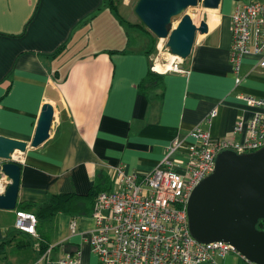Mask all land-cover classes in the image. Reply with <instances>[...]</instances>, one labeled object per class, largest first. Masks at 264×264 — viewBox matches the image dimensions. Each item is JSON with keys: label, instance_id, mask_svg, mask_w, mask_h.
I'll return each instance as SVG.
<instances>
[{"label": "crops", "instance_id": "0c3cea01", "mask_svg": "<svg viewBox=\"0 0 264 264\" xmlns=\"http://www.w3.org/2000/svg\"><path fill=\"white\" fill-rule=\"evenodd\" d=\"M108 1L0 0V135L28 143L42 105L54 107L49 138L15 152L21 166L17 203L86 193L101 173L109 175L111 190L115 168L147 173L174 139L180 145L173 156L184 157L197 126L213 137L242 141L257 109L239 95L264 98L259 57L242 58L239 83L229 61L231 14L253 0H221L214 10L199 4L204 13L197 18L189 8L195 23L209 17L215 24L196 34L187 72L162 74L163 89L147 96L138 85L149 71L152 35L138 26L137 0H118L112 9ZM239 122L242 130L234 133ZM16 211L0 209V264L31 263L41 241L54 246L53 257L78 251L81 264H99L82 240L94 227L92 212L60 213L31 235L14 227ZM203 264L254 263L229 253Z\"/></svg>", "mask_w": 264, "mask_h": 264}, {"label": "built area", "instance_id": "2783aa9c", "mask_svg": "<svg viewBox=\"0 0 264 264\" xmlns=\"http://www.w3.org/2000/svg\"><path fill=\"white\" fill-rule=\"evenodd\" d=\"M159 39L149 53V70L161 75L186 73L185 59L173 54L165 41ZM248 55L258 56V65L264 69V0L237 4L231 14L229 61L235 83L240 82L242 58ZM239 98L257 109L242 141L213 137L209 130L197 126L190 133L196 142L189 146L184 157L173 156L180 145L179 140L174 139L162 161L151 171L114 169L115 188L98 194L92 211L94 227L82 233L83 242L90 246L99 264H203L229 253L240 255L229 242L205 243L194 238L187 217L191 192L213 171L219 152L233 150L244 154L264 147V98L248 94H240ZM214 113L211 111L206 120ZM241 130L239 122L233 132ZM12 159L18 162L15 152ZM7 183L0 163V194ZM36 224L34 213L16 211L15 228L36 235ZM70 230L76 231L74 221ZM53 247L48 246L28 264H81L78 251L53 257Z\"/></svg>", "mask_w": 264, "mask_h": 264}, {"label": "water", "instance_id": "95a60500", "mask_svg": "<svg viewBox=\"0 0 264 264\" xmlns=\"http://www.w3.org/2000/svg\"><path fill=\"white\" fill-rule=\"evenodd\" d=\"M220 1L137 0L134 11L173 54L186 59L196 34L209 31L215 24L209 17L195 23L187 10L199 4L214 10ZM53 120L54 107L45 102L28 143L0 135L1 168L8 180L0 194V209L14 210L17 203L21 166L12 154L24 153L28 146L37 147L46 141ZM187 217L189 231L197 240L229 242L251 263L264 264V230L256 227L259 220L264 222V147L244 154L219 152L213 171L191 192Z\"/></svg>", "mask_w": 264, "mask_h": 264}, {"label": "trees", "instance_id": "16d2710c", "mask_svg": "<svg viewBox=\"0 0 264 264\" xmlns=\"http://www.w3.org/2000/svg\"><path fill=\"white\" fill-rule=\"evenodd\" d=\"M118 0H109L107 6L109 8H115L114 3ZM134 25V24H133ZM140 28L147 29V27L140 21L138 24ZM149 33H151L149 31ZM152 35V46L147 50L149 54L157 40V37ZM113 52V50H109ZM139 92L143 95H148L149 92L154 90L163 89L162 75L157 74L151 70L145 75L138 85ZM110 178L106 173L97 174L93 184L89 187L86 193L79 194L76 192H64V193H49L46 200L43 203L24 202L17 203L15 210H32L37 218V224H44L51 221L55 216L60 213L67 214L71 217H78L82 215L90 214L94 208L96 198L102 191H109ZM36 224V227H37ZM256 227L260 230H264L263 220H259ZM4 242L0 245V249L4 247ZM49 244L44 242L39 243V255L47 249Z\"/></svg>", "mask_w": 264, "mask_h": 264}, {"label": "rangeland", "instance_id": "374dc122", "mask_svg": "<svg viewBox=\"0 0 264 264\" xmlns=\"http://www.w3.org/2000/svg\"><path fill=\"white\" fill-rule=\"evenodd\" d=\"M135 2H136V0H132V4H133V5H134ZM190 10H191L193 16L196 15L195 18L202 16V14L204 13V12H202V11H203V10H202V7H198V6L195 7V8H191ZM188 13H189V12H188ZM205 13H206V12H205ZM189 14H190V13H189ZM159 40H160V39L157 38L155 44L158 43ZM155 44H154V45H155ZM151 45H152V44H151Z\"/></svg>", "mask_w": 264, "mask_h": 264}]
</instances>
